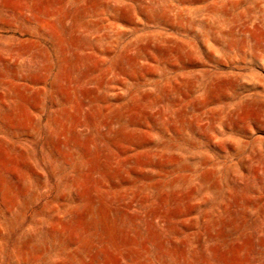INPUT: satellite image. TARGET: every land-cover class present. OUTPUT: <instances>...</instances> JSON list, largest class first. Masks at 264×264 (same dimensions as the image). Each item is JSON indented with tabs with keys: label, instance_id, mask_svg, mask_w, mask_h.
Here are the masks:
<instances>
[{
	"label": "rangeland",
	"instance_id": "rangeland-1",
	"mask_svg": "<svg viewBox=\"0 0 264 264\" xmlns=\"http://www.w3.org/2000/svg\"><path fill=\"white\" fill-rule=\"evenodd\" d=\"M0 264H264V0H0Z\"/></svg>",
	"mask_w": 264,
	"mask_h": 264
}]
</instances>
